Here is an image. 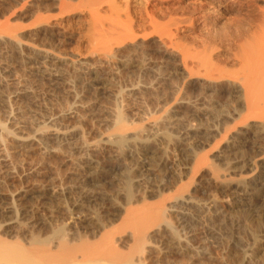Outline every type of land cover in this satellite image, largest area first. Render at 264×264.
<instances>
[{
	"label": "bare ground",
	"instance_id": "1",
	"mask_svg": "<svg viewBox=\"0 0 264 264\" xmlns=\"http://www.w3.org/2000/svg\"><path fill=\"white\" fill-rule=\"evenodd\" d=\"M49 1L52 2V6H46L44 4V2H43V4H39L40 0H38V3H37L38 6H37V4H36L37 1H36L35 7H36L37 13L40 12L39 14H41V15L43 14L42 13L43 11L45 13H53V12H51V10H52V8L53 9L55 8V5H56L55 9L58 11L57 13L62 17L63 16L65 17L68 14L76 15V13H88L89 17H90V18H88V21L90 19L89 24H87V26H88L87 33H89L88 36L90 35L89 37L91 39H92V37L93 38L96 37V39L98 38L97 39L98 42H94L96 40L95 38H94V40L93 39L87 40V39H89V37H87V35L85 33V35H86L85 40H87V43L90 41L89 43L92 45L91 46L88 44L89 49L88 48L87 49L89 51H90V49H91V51L93 50L92 54H94V52H95V54H97V51L100 54V51H101L102 55L100 54L99 59L103 58V57L105 59L108 58L110 62H111V60L113 62V60L115 58L118 59L116 57V53H117V50L115 49L116 46L120 47V45H123L124 43H126V46H128L127 45L128 41H135L136 39H138L139 36H142L141 38L146 37V35H147V37H148V35L151 36V33L149 34V31L147 29L148 27L146 26V23H144V21L147 22L151 27L153 26L152 28L150 27L151 30L154 28V30H152V32L155 31V28L160 29V24H161V27H163V29H161L162 33H161V30L158 34L156 31L155 32L159 36V41L161 43H164L167 47H165V45H163V44L162 45L167 49H169V48L172 49L175 46V42L179 39L178 38L176 41L174 40L175 42L172 44V39L176 38V36L178 35L177 33H175V34H177L175 37H174L175 34L172 35V33H173V32H171L172 28L176 27V30H177L178 29L177 26H179L181 24L180 19L182 18V20H184V17H185V15H183L184 14L183 9H185V8H183L182 9V17L181 18L180 17L174 18L173 14L175 13V16H179V15H176V13L179 10L181 11V6L179 3H177L179 0H177V2L173 3V4H170V2L173 0H145L146 5L144 4L145 1L142 3V5H144V7L142 6L143 9L141 8V6H140V10H138L139 8L136 7L138 12H135V10L133 11V10L129 9L130 4H131L130 2H128L129 0H127L128 5H129L128 7H127V2L125 0L126 8L124 7V4L122 6L124 9L120 6L119 7L117 6V0H56V1L55 0H49ZM122 1H124V0H121V2L120 1H118V2L121 4ZM210 1L212 2L213 5L216 6V8L219 11L223 10V11H221L222 13L223 12H227V13H233L234 12L235 14H236V12L248 13L249 18H247L248 19L247 23L245 25L243 24L241 26H238V29H236L237 33L231 34L233 31L231 32L229 30L230 33L228 32V34H229L228 35L227 32L225 33V30L222 31L223 32L222 35H225L224 37H222L221 34H219V33L217 35L216 31H214L215 34L214 33L213 34L208 33V30L210 31L212 26H213L210 23V26L211 25L212 26L210 29L208 28L206 31L207 34H209V35H204L205 39H206V37H207V39L205 40L203 38L204 41H203V43L201 42L202 46H200V47H202V48H200L202 50L200 51L199 54H198V48L194 46L195 49L192 48L190 50L193 51V49H194V51L196 50L197 53L195 51V52H193V53H195V55H192L193 54L192 51H190L188 49V51L191 53V56H190L187 49L183 48L184 43H182L183 41L181 42V40H182L181 38H180V45H176V46H178L177 50L180 52V54H181V52L183 53V50H186L187 52L185 51L183 54L188 53L190 56V59L193 56L194 61H193V58L190 60L191 62L193 61V66L198 61L197 66L189 67L190 65H192V64H190V61L188 58L189 56H188V54H187V56H184L185 60L187 59L189 61L188 67H187L188 64L185 63V64H187V65H185L186 66L185 69L187 71L185 69L184 70L186 72V75L190 76V78H192L194 80L206 79V81L209 80L210 82L212 80H214L216 82L218 81L217 84L219 83V81L221 83V80L222 81H228L229 83L231 82L229 84V86L230 85L235 86L234 89L231 88V91H232V89H233V91H232V93L230 92L231 95L229 98L235 99V101L237 100L240 103L236 106V108L234 109V112H231L229 107H228V110L231 112V113L230 112L229 113L231 115L227 116L226 119H222L220 117L221 118V120L219 122L220 124H218L216 126L217 127L216 134L214 136L212 135V137H211L210 133H205V132L203 134L202 133L196 134V136H194V135L190 136L189 132L182 133L183 132L182 131L183 126L181 127V130H179L176 127V129H178L179 132H176L178 130H175V132H176V135H177V133H179V136H176L174 134V132H170L171 130L165 131L163 129V134L160 132L162 135L161 134L157 135L155 133H154L155 134L154 135L152 133V135H154V136H152L151 133L149 132L150 134H147V137H146L145 133H146L147 128H148L147 125H149V124L153 125L154 124V128H155V126L156 127L158 126V122L160 120H162V118H163V120L165 119V117H167V119L169 118L168 120L172 119L171 116H170L171 117V119H170V117H168L166 114V113H168V110L170 111V109H171L170 108L171 107V100H170L171 97L173 98V101H174V102L172 101V106L175 102L182 103V100H181V97L179 96V94H177L179 91L178 92L176 91L177 93L175 92V90H177L176 84L174 85L176 88L173 91V87L171 86V83L173 84V81H172L173 78H172V80H170V76L168 75L169 80L166 79V78H168L167 76H166V78H163L160 81L157 79L158 77H159V79L162 78L159 76L160 72H161V76L166 74V72L162 71L161 68H160L161 71L157 69L159 73H157L158 77L155 79L154 77L153 78L151 77L152 75H154L153 71L151 74H149L150 73L149 70L147 72L146 69L145 70L143 69L144 67L142 68V66L146 64L145 63L146 58H144V64H143V62L140 61L141 63H138V64L136 63V65L134 67L132 65V68H134V69H136L138 67L139 68L134 70L133 72H129V73L127 70V76H126V72H125L124 79H123L122 83L119 85L118 90H116L117 87L115 89L117 91V94H116L117 96L112 95V97H111V93H109L110 97H107L106 96L107 93L105 92L106 89L100 90L97 92L98 96L102 97L101 100H104V101L100 100L101 103L106 102L107 106L111 110V113H108L109 117L106 115L104 116L102 114L103 117H106L103 119V121L105 120V122H108L109 125L111 124L109 126L106 123L108 126V130H106L107 129V127H106V129H104L105 133H103V134L108 135L105 144L106 143L111 144L110 147L105 150L106 153L104 152L105 155L109 154V156L111 158H113L112 159L113 161H107V163H106L107 164L106 167L109 166V168H108L109 170L104 171L106 173H104L102 176H99V171H101L102 168H104V169L106 168L104 165L105 163H103V166H102V162H100V160L98 161L95 159L94 156H96V155L93 154L92 152L91 153L94 156L89 155L88 154L89 151H88L87 152V155H88L87 158L90 157V159H87V161H85L84 164H81L82 166H85L84 167L85 171L83 172L84 173L83 176L82 175H79V176H82L81 178L89 176V179L86 180L85 182H83V180L81 181V180H79V178H77V179L74 178L73 181L77 182L79 180L83 183L80 184V185H82V186H80V187H82L81 190H79L80 188L78 187L79 188V189L77 188L78 190H73L72 192H69V193H71L70 196L71 195L73 196L72 197V199L74 201L73 203H71V201H70L71 199L69 198V196H67V194L64 193L65 192L64 191L62 195H60L58 197H54V199L52 200V204L49 203L50 208L49 207L48 208L50 209L51 212L44 211L45 215H43L41 217L39 214H37V212L36 213L33 212L34 210H32L31 212L29 210H25V211L22 210L21 211V208L18 209L19 205L16 206L17 202L15 203V200L13 203H15V206L17 207L16 211L10 210L12 212L8 213L7 215H4V213L1 212L2 209L0 208V264H215L216 259L214 260L213 259L214 257L203 256V253H201V252H193L192 250H190L191 247L187 248L188 246L184 242H183L184 244H182V240L184 238H187V237H183L181 232L178 230V226L176 225V223L174 222V220L172 218L173 214L172 215L170 214V212H171L170 208L173 209L174 207H169V205H168V203H170L172 201L177 202V200L185 198V195H191V197H193V198L198 193H200V195H203L204 190H205L204 186H206V185L205 184L202 185V184L204 182V179H206L205 175H204V172H206V171H207V174H210L209 177H211L216 182L220 181V183L223 184V186L225 188L223 189L222 192L225 195L226 194L228 195L227 198L228 197H230V198L235 197L236 198V200L233 199L234 202L232 204V208H231L230 213L232 215H238L236 218L234 217L235 218L234 220L238 219L237 221H234V220L229 221V219L225 221L224 219L221 220V217H220V218L212 219V222L210 223V226L213 229H215V230L217 229L218 231L223 233V236L226 237L227 242L229 239V240H232L234 243H236V245H239V246H236L235 248L230 247L231 245L228 246L227 247L228 250L226 249L227 251L223 255V258L221 257L223 261L221 259H219L218 262L219 261L223 262L220 264H264V208H263L264 207V204H263L264 176H261V175H264V170H263L262 174H259L258 176H256V175L254 176V174L258 170L260 171L259 166H261V165H258L259 163L257 164V162H259L257 160H260V157L262 159V152H261V150L260 151L258 150V154H259V152H261V154H260L261 156L258 159L257 154H253L252 151H251L252 154L250 153L251 156L250 155L247 156V154H249V153H246V151H244L245 143H246L244 140H251L253 144L255 143V145H256V143L257 144L263 143V145H264V0H210ZM140 2H142V1L140 0ZM119 3H118V5H119ZM23 5H24V2H23ZM49 5H51V3H49ZM23 8H24V6H23ZM188 9L189 8H187V10H185V12H187ZM193 9H194L193 10L194 12L192 11V13L191 12L188 13L189 14L188 19H190V14L192 15L193 13H197V11H195L196 8H193ZM201 9H204V7L202 6ZM121 11L123 14H121V13L120 14L125 15L124 16L125 20H124V18L122 20V18L120 17L119 12H121ZM131 11H133L134 14L138 13V15H136V16L138 17V20L142 21L141 25L139 23H138V25H136V28L139 25H140V27H142V24L143 25L145 24L143 27L147 30H143L142 31L143 33L141 32V35H139V32H140V30H142L144 28L142 27V29H141L139 27L140 30H138L139 32L137 31L138 33L134 30V27H135L134 24L135 23L133 20L134 18H131V16H130V13H132ZM156 11L157 12L158 11L163 12V13H161V15H163L162 19L165 21L156 20V19H159V17H160L159 16L160 13H159L157 15V18H156V16H155L157 14V13H155ZM198 11L200 12V10H198ZM103 12L105 14L106 13L109 14L108 16L105 15L107 17L106 20L104 18V15L102 16V14H104ZM201 13H203V12L201 11ZM39 14H38L39 17L37 16V19L38 18L39 19L38 20L36 19L37 21H35V24H33L35 27V30H36V27L38 29H40L41 26H43V25L45 26V24L48 26L51 25L52 23L49 24V22L51 21L52 18H54V16H52V18H50L51 16H47L48 18L44 17L43 16L44 14L41 17ZM204 14H205V12L203 13V15L202 14L196 15L197 16L196 19L203 18ZM240 14H242V13H240ZM35 15H37V14H35ZM113 15L115 17L121 18L120 19L121 21L119 20V22H118V20H117L118 18H117L116 19L117 20L116 26L114 24L115 20H113L114 23L109 22L111 25L108 22L105 25V21H108L109 19H111L113 17ZM207 15L208 14H206V16ZM132 16L134 17L133 14H132ZM192 16H194V15H192ZM56 18L57 17H55V19ZM102 18L104 19V23H103ZM192 19L194 20V18H192ZM192 19L190 20L188 25H190V23H192ZM247 19H245V20H247ZM162 21H163V23H162ZM187 21L188 20L185 18V23L182 22L181 27L183 24L186 26ZM198 22L200 23V21H198ZM201 22H202V20H201ZM207 22H208V19H207ZM158 23H159V25H158ZM107 24H108V26H107ZM113 24H114V26H113ZM52 25H51L50 30L53 29ZM194 25H195V23H193L192 27ZM204 25H202V29H204L203 28ZM117 26H118V28H117ZM45 27H47V26H45ZM198 27L199 26H197V28ZM215 27L218 30L220 28V26H216L214 24V30H215ZM200 28H201V26H200ZM193 29L196 30L194 27H193ZM144 31H145V33H144ZM146 31H147V33H146ZM174 31H175V29H174ZM47 32L45 33L42 30H40V31L36 30L33 36L35 38L36 37H43V38H41V40L44 41V39H46V37L49 35V34H47ZM210 32H212V31H210ZM219 32H221V29ZM136 33L138 34V36ZM201 33H202V31H201ZM143 34L145 36H143ZM4 35H6V36H8L14 40L19 39L18 42H20V38L18 37V34H16V32L8 25V23L5 27L0 28V39H2ZM171 35L173 36L172 39H171ZM202 35L200 34V36H202ZM97 36H99V37H97ZM100 37H102L101 41H99ZM50 38H52V37H50ZM143 39H145V38H143ZM147 40L148 39L144 40V43ZM184 40H185V38H184ZM141 41H143V40H141ZM137 42H138V40H137ZM192 42H196V41H192ZM187 43H189V42L187 41L186 44H184V45H188ZM129 44H130V42H129ZM168 44L170 45V47ZM176 44H178V43L176 42ZM130 45H134L133 42H131ZM135 45H137V44H135ZM172 45H174V46L171 48ZM233 45L235 46V50H233L234 49ZM90 46H91V48H90ZM145 46H147V45H145ZM176 46L174 48L175 51H176ZM179 46L181 48H183L182 51L180 50ZM232 46H233V49L231 48ZM10 47H11V45L8 46V48H10ZM133 47H131V48H133ZM154 47H155V45H154ZM123 48H125V47H123ZM134 48L132 51L137 53V48L140 49L141 47L138 44V47L135 49ZM11 49H15V48L12 47ZM126 49H127V47H126ZM142 51H143V48H141V52ZM218 51H219V54H220V52L222 53V51H224L225 53L227 52V54H224L223 56H224V59H226V61L228 62V64L230 65L229 61H231V65H233V66L236 65L240 68V70H238L239 72L237 71V73H236V71H235V73H234L233 71L237 70L239 68L233 69V67L230 66L231 67V74H236V75L231 76L229 74L230 67L226 66L227 63H225V66H223V67H222V64H220L221 65L220 67H219V64H218V67L214 66L215 65L213 63V62H215L214 56H215V53H217ZM141 52H139V54ZM144 52H146V51H144ZM6 53H7V51H6ZM197 54L200 57V58H198L199 60H197V56H196ZM200 54H201V56H200ZM144 55H146V54H142L143 57H144ZM202 55H204V56H202ZM101 56H103V57H101ZM195 56H196V58H195ZM219 56H221V54ZM219 56H218V58H219ZM130 57L132 59V55ZM140 57H141V55H140ZM125 59L122 58V60H124V61H125ZM182 59H183V56H182ZM224 59L222 60V63H223ZM127 60H129V59H127ZM136 60L137 59H135V61ZM217 60L219 62L220 58ZM182 61H184V60H182ZM114 62H116V60H114ZM118 62L114 63V65H112V66H115V64L117 66V64H118V66H117L118 69L123 67V70H124V67L127 66V64L129 63V61H128L127 64L125 65L124 62L121 63L122 61L119 62L120 64ZM182 67H183V65H182ZM226 67H228V68H226ZM126 68H128V66ZM224 68L226 69V71L229 69V71L226 72L224 70ZM175 75H177V74H175ZM178 75H179V73H178ZM182 77H183V74H182L181 78ZM121 78H122V76H121ZM186 79L188 80L189 77L186 76ZM186 79H184V81H187ZM197 80L195 82H197ZM55 81L53 80V82H52V80H51V82L53 84ZM99 81L95 86H98V87H100V85L105 86V83H106L105 80H99ZM176 81H177V79H176ZM178 81L180 82L179 78H178ZM214 81L212 83L216 84V82H214ZM51 82H49V83H51ZM228 82H227V84H228ZM185 83H183V86ZM212 83L210 84V86L212 85ZM189 84H190V82H189ZM194 84L195 83L193 82L192 90H194V88L196 86ZM208 84H209V82H208ZM113 85L115 86V84H113ZM113 85H112V87H113ZM159 85H163V92H161V90L159 89L160 88ZM233 86H230V87H233ZM127 87H130L133 90H130L128 93L129 89H126ZM102 88H106V87H102ZM135 88L137 89V91ZM158 89H159V91H158ZM111 90H112V88H111ZM115 90H112V91H115ZM125 90H127L126 93H128V95H125ZM154 91H155V93H154ZM113 93L115 94L116 92H113ZM182 93H184V92H182ZM215 93L216 92H214V94ZM4 94H7V93L4 92ZM137 95H139V96H137ZM212 96L213 95H211L210 97H212ZM140 98H141V100H139ZM194 98L196 99V97H194ZM98 99H99V97H98ZM120 99H121V101H120ZM131 99L134 100L135 102H137L138 106L139 105L141 106V104L145 106V109H141V108H143L142 106L140 108V111L143 110V112L138 111L139 112V114L137 112L138 115L133 114L134 112L133 113L130 112L132 110V109L130 110V107H132V106H130V107H128V106L130 105ZM180 100H181V102H180ZM211 100H213V98L210 99V101ZM134 101H133V103H134ZM164 101L166 102V104H164L161 107V102L163 103ZM191 101H192V99L190 101L188 100V102H191ZM226 101H227V99H226ZM87 102H89V101H87ZM196 102H197V99H196ZM7 103L9 104V102H7ZM232 103H233V101H232ZM232 103L228 102V104H231V106H232ZM234 103H237V102H234ZM61 104H62V102H61ZM104 104L105 103H103L102 105H104ZM225 104H226V102H225ZM174 105H176V104H174ZM9 107L11 108L10 105H9ZM13 107L14 106L12 105V108ZM23 107H21V108H23ZM139 107L137 108L138 110H139ZM192 107H193V105H192ZM28 108H30V107H28ZM128 108L130 111H128ZM134 108L135 107H133V109ZM210 108H211V110L213 109L212 107H210ZM222 108H223V106H222ZM226 108L227 107H224V109H219V111H218V109H216V111H218V113H215L216 111L214 112V109H213V113H215L214 118L216 116L218 117V119H217V117L215 118V121H216V119L219 120L220 114L223 113L222 111L225 110ZM98 109L95 107L94 109H90L89 111H87L88 117L90 115H92V118H93V115L95 116L97 113L96 111H100V113H101L104 108H102V110H101V108L99 110ZM105 109H106V104H105ZM173 109L174 108L172 107L171 110H173ZM12 110H14V109H12ZM12 110L10 112V116H11ZM22 110H24V109H22ZM25 110H26V106H25ZM110 110H109V112H110ZM211 110H210V112H211ZM226 111L227 110H225V113H226ZM213 113H211L210 116H212ZM227 113H228V111H227ZM163 115H164V117H163ZM169 115H170V112H169ZM171 115H172V113H171ZM224 115L226 116V114H224ZM27 116H28V113H27ZM83 116H86V115H83ZM210 116H209V118H210ZM98 117L95 116V118H98ZM228 117H230V118H228ZM107 118H108V120H107ZM204 118H206V117H204ZM212 118H213V116H212ZM18 119H22V118L20 117ZM194 119H196V118H194ZM207 120H208V117H207ZM165 121H163L164 124H165ZM208 121H211V120H208ZM212 121H213L212 123L214 124V120H212ZM166 122H169V121H166ZM199 122L202 124L201 121H199ZM7 123H8V121H7ZM6 124H4L5 126L0 124L2 126L1 127L2 132L8 133V132L14 130V129L12 130L10 126H9L10 129L7 128ZM184 124H185V122H184ZM191 124H192V122H191ZM252 124H257V125L259 124V127L258 126L256 127L255 125H252ZM178 125H180V124H178ZM159 126L161 128V125H159ZM165 126H167V124ZM214 126H215V124H214ZM185 128H187V127H185ZM244 128H246L248 131H246V132L243 131ZM42 129H44V131H45L46 126H43ZM49 129H50V127H49ZM158 129H159V127H158ZM39 130H40V128H39ZM47 131H48V128H47ZM13 133H14V131H13ZM147 133H148V131H147ZM0 134H4L3 136L6 137L5 133H0ZM82 135H83V132H82ZM16 136H18V135L16 134ZM85 136L86 135H84L83 137H85ZM184 136L186 138H189V139H190V137L191 138L194 137L195 139H198V140L197 141L192 140L193 143H189V141L187 142L186 140L177 142L178 137L183 138ZM4 137H2V135H1L0 139H3ZM176 137H177V139H176ZM80 140H81V138H80ZM98 140H97V142H98ZM212 140H214V141H212ZM85 142H86L85 144L88 143L87 141H85ZM92 142H94V140ZM101 142L102 141H100L99 143H101ZM229 142H232V143L229 144ZM96 143H95V145H96ZM99 143H97V145ZM184 143H186L185 146L187 144L190 146V149H188V151L186 152V155H184V156H187V158L190 159L189 164H190V162H192V164L190 166V169L187 171L188 174L185 175L186 176L185 178H182L179 176H177V177H179V178H177L175 171L168 164V160H167L168 154L167 153H170L169 150L177 152V150L179 148L181 149V147L184 146ZM253 144H252V146H254ZM88 145H90V144H88ZM92 145H93V143H92ZM100 145L101 144H99V149H100ZM89 147H88V149H89ZM93 147H95V146H93ZM95 148L97 150V147H95ZM92 149H90V151ZM161 149L163 152L160 151ZM251 150H253V149H251ZM183 151L184 150L182 149V152ZM99 153H100V151H99ZM183 153L185 154V152H183ZM220 153H222V157H221V155H219ZM263 153H264V151H263ZM85 154H86V152H85ZM248 157H250V159ZM17 158H18V156H17ZM255 158H257L256 161H255ZM140 159L144 160L143 162L148 160L149 164L147 165L145 163H140L142 161V160L140 161ZM168 159H169V157H168ZM263 159H264V156H263ZM106 160H109V159H106ZM223 160H225V161H223ZM234 160L239 161V163H241L242 166L241 167L230 166L231 163L233 165L234 162H232V161H234ZM251 160L253 161V165H252L253 167L252 168H254V169H251V165H250ZM229 161H231V163ZM128 162H129V164H128ZM221 162H223L224 164H221ZM130 163H131V165H130ZM225 163H227V164H225ZM77 164H79V163H77ZM224 165H226L225 166L226 168L223 167ZM186 167H187V165H186ZM79 168H81V167H79ZM223 168H225V170ZM262 168H261V170H262ZM123 169H124V171H122ZM153 171H155V172L157 171V174L159 173L158 176L156 175V178L159 177V179L157 178V180H155V178H154L151 181L150 178L155 176V174H156V173L154 174ZM122 172H124V173H122ZM221 172H223L224 174ZM2 175H4V174H2ZM109 176L112 179L116 178V179H114L115 182H113L112 184L111 183L107 184L105 182L106 179L109 178ZM59 177H60V175H59ZM173 177H175V178H173ZM202 178H203V181H202ZM169 179H173L172 183L169 181ZM116 180L118 183L116 182ZM167 181H169V182H167ZM76 184L78 185V183H75V185ZM72 186H74V185H72ZM218 186H220V184H218ZM192 189H193V192L191 191ZM108 192H110V193L107 194ZM242 193L243 194L252 193V195H254V196L245 197V198H242L240 200L239 199L240 197H238V196ZM44 195L45 194L41 195V192L39 193V191L34 190V194L26 196V203H32L33 200H40V199L45 200L47 196L46 195L44 196ZM244 196H242V197H244ZM12 201H13V199H12ZM261 203L263 204V206L261 205ZM58 204H60L61 207H62L61 204H63V205L66 204L65 209L57 211L56 208L58 207ZM182 206H183V204L181 203V207ZM36 207H38V206H36ZM175 208L178 211V208H180V207H175ZM185 208L186 207H184V208L182 207V209H185ZM54 209H56V210H54ZM52 210H54V211L52 212ZM186 210L189 211L191 209L187 208ZM194 212H195V210H194ZM198 212H199V210H198ZM48 214L49 215L51 214V215L48 216ZM9 215H11V216H9ZM14 220L18 221V222H16L17 224L15 227H11L10 225H7L8 223H12ZM70 221H72V222H70ZM186 223H187V221H186ZM208 223H209V221H208ZM184 226H186V225H184ZM236 230H237V232L240 231L241 234L236 233ZM236 234H238V235H236ZM242 234H244V235H242ZM240 235L244 236L245 239H248L251 242V243L247 242L248 248L245 247L246 249H244L242 251H241V249L243 247L241 245L242 240H240L238 238V237L241 238ZM236 236H238V237H236ZM220 238L222 239V237H220ZM226 239L225 240L222 239V241L223 240L225 241V242L223 241L225 244H226ZM184 241L188 242L186 240H184ZM190 243H192V241ZM228 244H226V245H228ZM223 249H225V248H223ZM222 253L223 252H221V254ZM216 258H219V257H216Z\"/></svg>",
	"mask_w": 264,
	"mask_h": 264
},
{
	"label": "rangeland",
	"instance_id": "2",
	"mask_svg": "<svg viewBox=\"0 0 264 264\" xmlns=\"http://www.w3.org/2000/svg\"><path fill=\"white\" fill-rule=\"evenodd\" d=\"M118 1L121 2V0H117V6L118 7L119 6L122 7L124 4V7L126 8L125 3L127 2V0H126V2H125V0L122 1L121 4ZM141 1L142 2H140V0H133V1L129 0L128 2L131 3L129 9H131L133 11L135 10V12H138V10H140V6H141V8H142V6L144 7V5H142V3L145 0H141ZM23 2H24V5H23ZM35 2L37 4L38 0H0V28L5 27L8 23V25L16 32V34H18V37L20 38V42H18L19 39L14 40V39L6 36V35H4L2 39H0V104H1L0 105V124L5 126L4 124H6L8 121V123L6 124V127L9 129L11 127L12 130L14 129L13 130L14 133H13V131H10L8 133L2 132V130H1L2 126L0 125V133H5V136H6V137H4L3 136L4 134H0V137H1V135H2V137H4L3 139H0V204H1L0 208L2 209L1 212H3L4 215H7L8 213H10L12 211H16L17 210L16 206L19 205L18 209L21 208V211L22 210L23 211L29 210L31 212L32 210H34L33 212H35V213L37 212V214H39L41 217V216L45 215L44 211L51 212L49 209L50 208L49 203L52 204V200L54 199V197H58V196L62 195L64 191H65L64 193L67 194V196H69V198L71 199L70 200L71 203H73L74 202L72 199L73 196L72 195L70 196L71 193H69V192H72L73 190H78L79 188H80L79 190H81L82 187H80V186H82V185H80V184H82L83 182H85L86 180L89 179V176L81 178L84 174L83 172L85 171V169H84L85 166H82L81 164H84V162L87 161V159H90V157L87 158L88 157V155H87L88 151H89L88 152L89 155H93V154L96 155V156H94V155L93 156L95 157L96 160H98V161L100 160V162H102V166H103V163H105L104 165L106 167L107 161H113L112 160L113 158H111L109 156V154L105 155V153H106L105 150L108 149L111 144H107V143L105 144L108 135L103 134V133H105L104 129H106V127H107L106 130H108L107 124L109 125L108 122H105V120L103 121V119L106 118V117H103V115L104 116L106 115L109 117L108 113H111V110L107 106V103L103 102L106 104V109H105V104L102 105L103 103H101V101H104V100H101L102 97L98 96L97 92L100 90L106 89L105 92L107 93L106 94L107 97H110L109 93H111V97H112V95H116L117 94L116 90H118L119 85L122 83L124 76H125V72H126V76H127V70L129 73V72H133L134 70L138 69L139 67L136 69L132 68V65L134 67L136 65V63L138 64L141 62H143V64H144V58H146L145 59V61H146L145 65L146 66L143 65L142 68L144 67L143 69L144 70L146 69L147 72L149 70V72H150L149 74H151L153 71L154 75H152V76L150 75V76L152 78L154 77L155 79L158 77L157 73H159L158 70H160V68H161V70L166 72V74L163 75L164 76L163 77V76H161V72H160L159 76L162 78L159 79V77H158L157 79L160 81L163 78H166V76L168 77V78H166L168 80H169V76H170V80H172V78H173V80H172L173 84L171 83V86L173 87V91L177 87V90H175V92L179 91L178 93L177 92L176 93L179 94V96L181 97V100H182V103L178 102L179 103L178 104L177 102H175L174 104H176V105L173 104V106H172L173 98L171 97V99H170L171 100V107L170 108L172 109V107H173L174 109L173 110L170 109V111L168 110V113H166V114L168 117H170V116L172 117V119L170 117V119L172 121L168 120L169 118L167 119V117H165V119L163 120V118H162V120L163 121L166 120L169 122L165 121V124H164L163 121L160 120L162 123L159 121L158 126L157 127L155 126V128H154V124L153 125L152 124L147 125V127L149 129L147 128L148 133H147V131L145 133L146 137H147V134H150V133H151V135H152V133L153 134L155 133L157 135L161 134V133L163 134V129L165 131L171 130L170 132H174V134L176 135V132H179V130H181L182 126H183L182 127V131H183L182 133L189 132L190 136H193V135L196 136V134H201V133L203 134L205 132V133H210V135L212 137V135L214 136L216 134V130H217L216 126L218 124H220L219 122H220L221 118L226 119L227 116H230L231 115L230 113L234 112V109L240 103L237 100L235 101V99L229 98L233 89L235 88V86H233V85H230L233 87L229 86V84L231 82L229 83L228 81H222L221 80V83L219 81V83L217 84L218 81L216 82V81L212 80L210 82L209 80L206 81V79H200V80L198 79L199 81L196 79L197 82H195L196 80H194V79L190 78V76L186 75V72H185L186 66L185 65L188 64L187 65V67H188L189 61L193 58V56H192V58L190 59L191 53L188 51V49L189 50L192 48L195 49V47H197L198 48V54L202 50V49H200V48H202V47H200V46H202L201 42L203 43V41L205 39L204 35H209L206 32L208 28L210 29L211 26L213 25L211 30H210L212 32H210L208 30V33H210V34L214 33L215 34L214 31H216V34L218 35V33H219V34H221L222 37L225 36V35H222V33H223L222 31H224V30H225V33L227 32V34H228V32L230 33V31L231 32L233 31L231 34L237 33L236 29H238V26H241L243 24L245 25L248 21L247 18H249V15L246 12H236V14L234 12L233 13L223 12L222 13L221 11H223V10L219 11L216 8V6L212 4V2L210 0H179L178 2H177V0H173L170 2V4L177 2L181 6V11L179 10L176 13V15H179V16H175V13H174L173 14L174 18L175 17L181 18L182 17V9L185 8V9H183V12H184L183 15H185V17L183 16L184 20H182V18L180 19V23L181 24H182V22L185 23V18L188 21L186 22L187 23L186 26L183 24L181 27V24L180 25L178 24L179 26H177V28H178L177 30H176V27L172 28V31H171V32H173L172 35H174L175 33L178 34V35L177 34L174 35V37L177 35L176 38H174V39H172L173 36L171 35L172 44L178 38L179 39L176 41L178 44H176V42H175V46L180 45V38L182 39L181 42L183 41L182 43H184V44H186V42L188 41L189 42V43H187L188 45L183 44V48L187 49L190 56L188 53L183 54L186 50H183V48H181L180 46H179L180 50L181 51L183 50V53L181 52V54L177 50L178 46H176V51L174 50V48H175L174 45L171 46V48L174 46L172 49L165 48L167 46L164 43H161L159 41V36L157 35L160 32V30L163 29V27H161V24H160V29L155 28V31L157 32V34H156L155 31L152 32V30H154V28L151 30V28L153 26L151 27L147 22L144 21V23H146V26L148 27L147 29L149 31V34L151 33V36L148 35V37L149 38L151 37V38L149 39L147 37V35H146L147 38L143 37L145 39L141 38L142 36H139L138 39H136L135 41H128L127 42L128 46H126V43L123 44L124 46L120 45V47L122 46L121 48L116 46L115 47V49L117 50L116 57L118 59H116V58L114 59V60H116V62H114V60H113V62H112V60L110 62L108 58L105 59L103 57L104 55L101 56L104 59L103 58L99 59L100 54L102 55L101 51H100V54L98 53V51H97V54H95V52H94V54H92L93 50L92 51H91V49H90V51L88 50L89 45H91V44L89 43L90 41L87 43V40H92V39L94 40V38L96 39V37H94V38L92 37V39H91L89 37L90 35L88 36L89 33H87V31H88L87 24H89V21H90V19L88 21V18H90L88 13H76V15L68 14L65 17L64 16L62 17L57 13L58 11L55 9L56 8V5H55V8H54L55 10L53 8H52L53 11L51 10V12H53V13H45L44 11L42 12L44 14V15L42 14L44 17L51 16L50 18H52V16H54V18H52L51 21L49 22V24H51V23L53 24V25L51 24L53 29L50 30L51 25H49L50 26L49 27L46 24H45V26H47V27H45L44 25L41 26L40 29H38L36 27L37 31L42 30L45 33L49 30L47 32V34H49V35L46 37V39H44V41L41 40V38H43V37H36L35 38L33 35H34L36 30H35V27L33 24H35V21H37L39 19V18L37 19V16L40 13V12L37 13V11H36ZM40 2H39V4H43V2H44V4L46 6H52V2H50L49 0H40ZM128 2H127V7L129 6ZM49 3H51V5H49ZM118 3H119V5H118ZM145 3H146V1L144 2V4ZM23 6H24V8H23ZM37 6H38V4H37ZM202 6L204 7V9H201ZM136 7L139 9L137 10ZM187 8H189L190 10L188 9V11L185 12V10H187ZM193 8H196L195 11H197V13H193L192 15H194V16H192L190 14V19H188L189 18L188 13H190V12L192 13V11L194 10ZM198 10H200V12ZM122 11L119 12V14L120 13L123 14ZM133 11H131L132 13H130V16H131V18H134L133 19L134 23H135L134 24V26H135L134 30L137 32L138 30H140V28L142 29V27L145 24L144 25L142 24V27H140L142 21L138 20V17L136 16V15H138V13L134 14ZM201 11L203 13L205 12V14H204L205 18L203 17L201 19H196L197 18L196 15H201V14L203 15V13H201ZM155 13H157L155 15L156 18H157V15L160 13L159 19H156V20H163L162 19L163 15H161V13H163L162 11H158V12L156 11ZM240 13H242V14H240ZM35 14H37V15H35ZM121 14H120V17L123 20L125 15H121ZM132 14L134 15V17L132 16ZM206 14H208V15L206 16ZM39 15L42 17L41 14H39ZM103 15H104V18L106 20V18H107L106 16H108L109 14L104 13V14H102V16ZM55 17H57V18L55 19ZM121 18L115 17L113 15V17L111 19L108 18L110 21L108 19H107L108 21H105V25L107 22L108 23L109 22L114 23L113 20H115L114 24L116 26L117 25L116 21L118 20V22H119V20ZM192 18H194V20ZM191 19H192V23H190V25H188V23L190 22ZM207 19H208V22H207ZM245 19H247V20H245ZM102 20L104 23L103 18H102ZM124 20H125V18H124ZM201 20H202V22H201ZM163 21H165V20H163ZM163 21H162V23H163ZM198 21H200V23ZM138 23L140 25L137 26V28H136V25H138ZM193 23H195V25L193 27L197 31L193 29V27H192ZM210 23L212 24L211 26H210ZM114 24H113V26H114ZM201 24L202 25L205 24L204 25L205 27L203 26V28L205 30L202 29ZM214 24L216 26H220V28L218 27L219 30L216 27L214 30ZM158 25H159V23H158ZM107 26H108V24H107ZM197 26H199V27L197 28ZM200 26H201V28H200ZM117 28H118V26H117ZM147 29L144 28V29L140 30V32L138 31L139 35H141V32L143 30H147ZM174 29L176 32L174 31ZM220 29H221V32H219ZM201 31H202V33H201ZM85 33H86L87 37H89V39H87V40H85L86 39ZM144 33H145V31H144ZM146 33H147V31H146ZM161 33H162V30H161ZM199 33L201 35L202 34L203 35L200 36ZM137 36H138V34H137ZM143 36H145V35L143 34ZM50 37H52V38H50ZM97 37H99V36H97ZM101 38L102 37H100L99 41L102 40ZM184 38H185V40H184ZM97 39L94 42H98ZM140 39L143 41H141ZM146 39H148V40L145 41V43H144V40H146ZM206 39H207V37H206ZM137 40H138V42H137ZM192 41H196V42H192ZM129 42H130V44H131V42H133L134 45H130ZM135 44H137V45H135ZM138 44L141 48H143L142 52H141V48L140 49L137 48ZM162 44L165 45V47ZM10 45H11V47L8 48V46H10ZM145 45H147V46H145ZM154 45H155V47H154ZM91 46H90V48H91ZM130 46L131 47L134 46L135 48H137V53L133 52L132 50L134 47L131 48ZM233 46L231 47L232 49H233ZM12 47L15 49H11ZM123 47H125V48H123ZM126 47H127V49L128 48L129 49L127 50ZM169 47H170V45H169ZM194 49H193V51L192 50H190V51H192V53H193L196 51V50L194 51ZM233 50H235V46H234ZM6 51H7V53H6ZM144 51H146V52H144ZM139 52H141V53L139 54ZM196 53H197V51H196ZM142 54H146V55H144V57H143ZM187 54L189 56L188 57L189 61L186 59L188 62L184 58V56H187ZM198 54L196 55L197 60H199L198 58H200ZM218 54H219V51L217 53H215V56H214L215 62H213L215 64L214 66L218 67V64H219V67H220L221 66L220 64H222V67H223V66H225V63H227L226 66H229V67L231 66V67H233V69L239 68L236 65H234V66L231 65V61H229L230 62V65H229L228 62L226 61V59H224L223 55L227 54V52L226 53L224 51H222V53L220 52V54L223 58L221 56H219L220 54L219 55ZM131 55H132V59L130 57ZM140 55L142 58L140 57ZM181 55L183 56V59H182ZM192 55H195V53H193ZM196 56H195V58H196ZM200 56H201V54H200ZM202 56H204V55H202ZM218 56L220 58L219 62L217 60V59H219ZM122 58L123 59L126 58L125 59L126 62L124 60H122ZM127 59H129V60H127ZM130 59L132 61L133 60L134 61L132 62ZM135 59H137L139 62L137 60L135 61ZM223 59L225 62L223 61V63H222ZM182 60H184V61H182ZM118 61L119 62L122 61L121 63L124 62L125 65L129 61V63L127 64L128 68H126L127 66H125L124 70H123V67L118 69V67H117L118 64H117V66H116V64H115V66H112V65H114V63H117ZM193 61H194V58H193ZM193 61L192 62L190 61V64H192V65H190L189 67L197 66L198 61L196 63L194 62L195 63L194 66H193ZM185 63H187V64H185ZM182 65H183V67H182ZM231 67H230V71H229V69L226 71L225 68H224V70L226 72L229 71V74L231 76L236 75V74H231ZM226 68H228V67H226ZM238 70H240V68L237 70H234L233 72L235 73V71H236V73H237ZM178 73H179V75H178ZM175 74H177V75H175ZM182 74H183V77L181 78ZM121 76H122V78H121ZM186 76L189 77V79H188L189 81L186 79ZM178 78L180 79V82L178 81ZM176 79L179 83L176 81ZM184 79H186L187 81H184ZM51 80H52V82H53V80L54 81L56 80V81L53 84L51 82ZM99 80H105V82H106L105 86H102V85H100V87L95 86ZM213 81L216 82V84L212 83ZM49 82H51V83H49ZM189 82H190V84H189ZM193 82L195 83L194 85H196L194 90H192ZM208 82H209V84H208ZM227 82H228V84H227ZM183 83H185L184 86H183ZM211 83H212V85L210 86ZM113 84H115V86ZM175 84L177 85L176 87L174 86ZM112 85H113V87H112ZM159 86H160L159 89L161 90V92H163V85H159ZM102 87H106V88H102ZM116 87H117V89H116ZM111 88H112V90H115V89L116 90L112 91ZM231 88H233L232 91H231ZM126 89H129L128 93L130 90H133L130 87H127ZM159 89H158V91H159ZM126 91L127 90H125V95H128V93H126ZM136 91H137V89H136ZM4 92L7 94H4ZM113 92H116V93L114 94ZM182 92H184V93H182ZM214 92H216V93L214 94ZM154 93H155V91H154ZM211 95H213V96L210 97ZM97 96L99 97V99ZM137 96H139V95H137ZM194 97H196L197 102H196V99ZM212 98H213V100L210 101V99H212ZM187 99L189 101L192 99V101L188 102ZM226 99H227V101H226ZM139 100H141V98ZM181 100H180V102H181ZM87 101H89V102H87ZM120 101H121V99H120ZM133 101L134 100H132V99L130 100V105L128 107L132 106V107H130V110L131 109L132 110L130 111L128 108V111H130L131 113L134 112L133 114H137L138 111L143 112V110L140 111V108L142 106L143 108H141V109H145V106L141 104V106L139 105L140 106L139 107L137 102L134 101V103H133ZM232 101H233V103H232ZM7 102H9V104ZM61 102H62V104H61ZM225 102H226V104H225ZM228 102L232 103V106H231V104H228ZM234 102H237V103H234ZM164 104H166L165 101L163 103L161 102V107ZM9 105L11 106V108L9 107ZM12 105L14 106L13 108H12ZM192 105H193V107H192ZM25 106H26V110H25ZM222 106H223V108H222ZM21 107H23V108H21ZM28 107H30V108H28ZM95 107L97 109L101 108V110H102V108H104V109L101 113H100V111H96L98 114L96 113L95 116H97V117L99 116L98 118H95L94 115H93V118H92V115H90L88 117L87 111H89L90 109H94ZM133 107H135V108L133 109ZM138 107H139V110L137 109ZM210 107H212L214 109V112L216 111V109H218V111H219V109H224V107H227L225 110H227L228 113H227V111L225 113V110H223V111L221 110L224 114H226V116L223 113H221L219 116V120H217L218 117L216 116L217 117V119H216L217 122H216L215 121L216 117L214 118V116H215V113H218V111L213 113V109L211 110ZM228 107H229L231 112L228 110ZM12 109H14L15 111ZM22 109H24V110H22ZM11 110H12V113L10 116ZM109 110H110V112H109ZM210 110H211V112H210ZM139 112H138V114H139ZM169 112H170V115H169ZM27 113H28V116H27ZM171 113H172V115H171ZM211 113H213V115H212L213 118H212V116H210ZM83 115H86L87 117L83 116ZM209 116H210V118H209ZM20 117L22 119H18ZM163 117H164V115H163ZM204 117H206V118H204ZM207 117H208V120H211V121H208ZM194 118H196V119H194ZM228 118H230V117H228ZM107 120H108V118H107ZM212 120H214L215 126L212 123L213 122ZM199 121H201L202 124ZM184 122H185V124H184ZM191 122H192V124H191ZM166 124H167V126H165ZM178 124H180V125H178ZM159 125H161V128ZM252 125L259 127V124L258 125L252 124ZM43 126H46L45 131H44V129H42ZM49 127L51 130L49 129ZM158 127L160 130L158 129ZM176 127L179 130L176 129ZM185 127H187V128H185ZM39 128H40V130H39ZM47 128H48V131H47ZM175 130H178V131L175 132ZM243 131L246 132L248 130L246 128H244ZM82 132H83V135H82ZM16 134L18 136H16ZM84 135H86V136L83 137ZM154 135H152V136H154ZM176 136H179V133H177ZM80 138H81V140H80ZM176 139H177V137H176ZM93 140H94V142H92ZM97 140H98V142H97ZM185 140L187 142L189 141V143H193V141H197L198 139H195L194 137L193 138L190 137V139H189V138H186L184 136L183 138L178 137L177 142L185 141ZM85 141H87L88 143L85 144L86 143ZM100 141H102V142L104 141L103 142L104 144L102 142L99 143ZM212 141H214V140H212ZM244 141L246 142V143L244 142L245 143L244 151H246V153H249V154H247V156H249V155L251 156V154L253 153V154H257V156H258L257 158L259 159V157L261 156L260 154L262 152V159L260 157L261 161L257 160V158H255V161L256 160L259 161V162H257V164L259 163L258 165H261V166H259L260 171L258 170L254 174V176L255 175L258 176L259 174H262L263 170H264V167H263L264 166V159H263L264 145H263V143H260V144L256 143V145H255V143L253 144L251 140H244ZM91 142L93 143V145ZM96 142L101 144L100 145L101 150L99 149V144L97 145ZM95 143H96V145H95ZM230 143H232V142H229V144ZM88 144H90V145H88ZM185 144L186 143H184V146H182L181 149L179 148L177 150V152L169 150L170 153H167L168 154L167 155L168 164L175 171L176 177L179 176V177L185 178L186 177L185 175L188 174L187 171L190 169V166L192 164V162H190V164H189L190 159L187 158V156H184V155H186V152L188 151V149H190V146L188 144L185 146ZM252 144L254 146H252ZM89 146L90 147L92 146V147L90 148ZM93 146L97 147V150ZM88 147H89V149H88ZM90 149H92V150L90 151ZM162 149L160 150L161 152H163ZM182 149L184 150L183 152H185V154L182 152ZM251 149H253V150H251ZM258 150L259 151L261 150V152H259V154H258ZM99 151H100V153H99ZM251 151H252V153H251ZM85 152H86V154H85ZM219 155H221V157H222V153H220ZM17 156H18V158H17ZM168 157H169V159H168ZM105 158L109 159V160H106ZM248 158L250 159V157H248ZM141 160L142 159H140V161ZM143 161L144 160H142L140 163H145L147 165L149 164L148 160H146L145 162H143ZM223 161H225V160H223ZM229 162L231 163V161H229ZM232 162H234V163H233V165L231 163L230 166H234V167H241L242 166L241 163H239V161H237V160H234ZM77 163H79V164H77ZM128 164H129V162H128ZM221 164H224V163L221 162ZM225 164H227V163H225ZM130 165H131V163H130ZM186 165H187V167H186ZM250 165H251V169H254V168H252L253 167L252 166L253 165L252 160L250 162ZM225 166L226 165H224L223 167H225ZM79 167H81V168H79ZM108 168H109V166H107L105 169L102 168V170L99 171V176H102L104 173H106L104 171H108L109 170ZM225 168H223V169L225 170ZM261 168H262V170H261ZM122 171H124V169ZM153 172H154V174L155 173L156 174H155V176L150 178L151 181L154 178H155V180H157V178L159 179V177L156 178V175L158 176L159 173L157 174V171L156 172L153 171ZM122 173H124V172H122ZM221 173H223V172H221ZM2 174H4V175H2ZM59 175H60V177H59ZM79 175H82V176H79ZM204 175H205L206 179H204V182L202 185L205 184L206 186H204L205 190H204L203 195H200V193H198L195 195V197H194L195 199L193 197H191V195H185V198L179 199V200H177V202L172 201V202L168 203V205H169V207H174L173 208L174 210L172 208H170V210H171L170 214L171 215L173 214L172 218H173L174 222L176 223V225L178 226V230L181 232L183 237H187V238H184L182 240V244L185 243L188 246V247L186 246L187 248L191 247L190 250H192L193 252H201V253H203V256L214 257L213 259L214 260L216 259L215 264H218V263L220 264L223 262H221V261L218 262V260L219 259L222 260L223 255L228 250L227 247L231 245L230 247L235 248L236 246H239V245H236V243H234L232 240H229V239L227 242V239L225 236H223V233H221L217 229H216L217 231L215 229H213L210 226V223L212 222V219H216V218H220V217H221V220L224 219L225 221L228 219H229V221L234 220L238 215H232L230 213V211L232 208V204L234 202L233 199L236 200V198L235 197H233V198L228 197L229 198L228 199L227 198L228 195L227 194L225 195L222 192L223 189L225 188L223 186V184L220 183V181L219 182L217 181L218 182L217 183L215 180H213L211 177H209L210 174H207V171L204 172ZM261 176H264V175H261ZM179 177H177V178H179ZM74 178H76V179L79 178V180H81V181L83 180V182H81L79 180L77 182L73 181ZM173 178H175V177H173ZM114 179H116V178H114ZM114 179H112L109 176V178L106 179L105 182L107 184H110V183L112 184L113 182H115ZM169 181L172 183L173 179H169ZM169 181H167V182H169ZM202 181H203V178H202ZM116 182H117V180H116ZM75 183H78V185L77 184L75 185ZM218 184H220V186H218ZM72 185H74V186H72ZM34 190L39 191V193L41 192V195L45 194L47 196L46 199L45 200L44 199L33 200L32 203H26V196L34 194ZM191 191L193 192V189ZM109 193L110 192H108L107 194H109ZM242 194H240L238 196V197H240L239 198L240 200L242 198H245V197L254 196V195H252V193H249V194L245 193L246 195L245 194L242 195ZM241 195L242 196L245 195V196L242 197ZM263 198H264V196H263ZM12 199H13V201H12ZM14 200H15V203L17 202L16 206H15V203H13ZM181 203L183 204V206H182L183 208L186 207L185 209H182ZM263 204H264V199H263ZM263 204L261 203L262 206H263ZM61 205H62V207L60 206V204H58V207L56 208L57 211L65 209L66 204H64V205L61 204ZM36 206H38V207H36ZM175 207H180V208H178V211H177V209ZM187 208L191 209L192 211L191 210L187 211L186 210ZM56 209H54V210H56ZM10 210H12V211H10ZM54 210H52V212ZM194 210H195V212H194ZM198 210H199V212H198ZM50 215L48 214V216H50ZM9 216H11V215H9ZM185 220L187 221V223ZM237 220L238 219H236L234 221H237ZM208 221H209V223H208ZM16 222H18V221L14 220L12 223H8L7 225H10L11 227H15L17 224ZM70 222H72V221H70ZM184 225H186V226H184ZM236 233L241 234L240 231L237 232V230H236ZM238 234H236V235H238ZM242 235H244V234H242ZM242 235H240L241 238L236 236L240 240H242L241 245L243 247H242V249L240 248L241 251L248 248L247 242L248 243L250 242V240L245 239L244 236H242ZM220 237H222V239H224V240L226 239V244H228V243L229 244L226 245L224 243L225 241L223 240L224 241L223 242ZM184 240H186L188 242H185ZM191 241H192V243H190ZM223 248H225V249H223ZM221 252H223V253L221 254ZM216 257H219V258H216Z\"/></svg>",
	"mask_w": 264,
	"mask_h": 264
}]
</instances>
